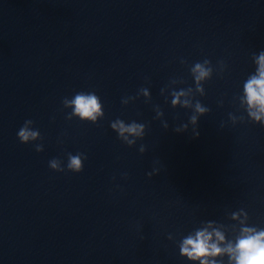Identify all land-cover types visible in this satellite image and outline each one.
Instances as JSON below:
<instances>
[{"label": "water", "instance_id": "obj_1", "mask_svg": "<svg viewBox=\"0 0 264 264\" xmlns=\"http://www.w3.org/2000/svg\"><path fill=\"white\" fill-rule=\"evenodd\" d=\"M260 49L264 0H0V264H186L168 233L230 223L241 207L264 226V128L228 122ZM205 57L228 67L205 84L199 136L177 133L190 113L159 90L175 77L191 85L179 60ZM140 87L151 101L122 107ZM79 90L97 92L103 120H65L61 99ZM118 116L146 123L143 140L121 143L108 127ZM25 119L40 153L16 139ZM68 152L87 155L81 172L48 168Z\"/></svg>", "mask_w": 264, "mask_h": 264}, {"label": "clouds", "instance_id": "obj_2", "mask_svg": "<svg viewBox=\"0 0 264 264\" xmlns=\"http://www.w3.org/2000/svg\"><path fill=\"white\" fill-rule=\"evenodd\" d=\"M251 70L238 85V91L232 97V103L236 105L235 112L228 113V122L235 126L244 123L245 119L264 128V49L254 51L249 57ZM181 65H187L188 75L191 77V85L184 87L182 77L169 80L168 84L159 90L164 103L169 107L187 110L190 114L186 122L174 127L177 133L191 131L193 137H198L200 132L198 122L201 117L210 112V108L202 103L205 96V84L214 75L222 76L228 65L224 60H217L215 64L205 57L191 64L184 58H180ZM143 97L145 103L151 101L149 87H140L135 95L124 96L120 100L121 106H127ZM61 110L65 120L77 119L81 122L96 124L105 117L104 105L101 97L95 90L75 91L70 97L61 99ZM224 100H217V106H223ZM155 113L153 119L159 120L164 129L169 127L163 119L164 112L159 104H153ZM108 127L115 133L116 138L128 147L143 140L146 132V123L132 119L125 120L119 116L109 121ZM220 127H224L222 121ZM16 139L21 144H31L34 151L40 153L44 150L43 136L32 119H25L17 129ZM58 143H63L58 138ZM139 153L145 152V145L140 144ZM87 155L83 152H68L66 158L61 160L53 157L48 160L47 166L54 172L82 171ZM146 175L152 177L160 171L155 166ZM127 173L122 174L126 178ZM230 223H223L215 219L199 221L190 230L179 234L168 233L166 239L172 241L178 250V255L186 264H264V226L250 222L248 211L241 207L227 214Z\"/></svg>", "mask_w": 264, "mask_h": 264}]
</instances>
